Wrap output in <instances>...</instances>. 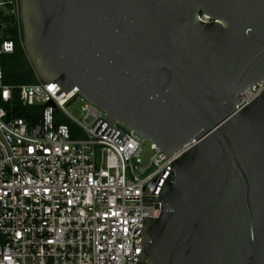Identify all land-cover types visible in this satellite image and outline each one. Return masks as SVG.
I'll list each match as a JSON object with an SVG mask.
<instances>
[{
  "label": "water",
  "instance_id": "water-1",
  "mask_svg": "<svg viewBox=\"0 0 264 264\" xmlns=\"http://www.w3.org/2000/svg\"><path fill=\"white\" fill-rule=\"evenodd\" d=\"M17 15L39 81L77 86L166 156L195 141L141 264H264V91L237 108L264 81V0H18Z\"/></svg>",
  "mask_w": 264,
  "mask_h": 264
},
{
  "label": "built area",
  "instance_id": "built-area-1",
  "mask_svg": "<svg viewBox=\"0 0 264 264\" xmlns=\"http://www.w3.org/2000/svg\"><path fill=\"white\" fill-rule=\"evenodd\" d=\"M20 30L18 0H0ZM0 56L14 41L3 35ZM13 88L0 66V264H141L144 223L161 213L157 201L173 163L195 141L166 156L153 143L142 166L144 138L56 81L17 87L18 103L38 109L14 114ZM264 91L240 94L237 108ZM80 100V115L68 106Z\"/></svg>",
  "mask_w": 264,
  "mask_h": 264
},
{
  "label": "trees",
  "instance_id": "trees-1",
  "mask_svg": "<svg viewBox=\"0 0 264 264\" xmlns=\"http://www.w3.org/2000/svg\"><path fill=\"white\" fill-rule=\"evenodd\" d=\"M12 20L0 10V22ZM4 35H11L14 41V50L11 54L0 56V66L3 74V83L13 88V103L15 105L14 114L17 117L29 119L38 109L22 107L18 103L17 87L26 84L37 83L32 67L30 66L26 55L20 45V30L16 24H13L8 30H4Z\"/></svg>",
  "mask_w": 264,
  "mask_h": 264
},
{
  "label": "rangeland",
  "instance_id": "rangeland-1",
  "mask_svg": "<svg viewBox=\"0 0 264 264\" xmlns=\"http://www.w3.org/2000/svg\"><path fill=\"white\" fill-rule=\"evenodd\" d=\"M206 20V18H204ZM2 25L6 30H8L12 26V21L11 20H6L5 22H2ZM4 35V31H3ZM10 37V35H9ZM82 103L79 99L72 104L71 106H68V112L75 118H78L80 115V107L82 106ZM150 142L147 140H144L143 142V154L141 156L142 160V166H146L148 163V160L150 156L152 155V151L149 149Z\"/></svg>",
  "mask_w": 264,
  "mask_h": 264
},
{
  "label": "bare ground",
  "instance_id": "bare-ground-1",
  "mask_svg": "<svg viewBox=\"0 0 264 264\" xmlns=\"http://www.w3.org/2000/svg\"><path fill=\"white\" fill-rule=\"evenodd\" d=\"M239 109V108H238Z\"/></svg>",
  "mask_w": 264,
  "mask_h": 264
}]
</instances>
